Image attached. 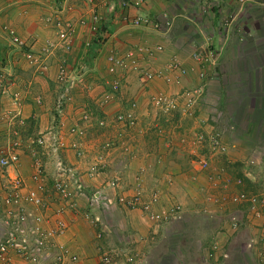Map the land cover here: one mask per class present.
Returning a JSON list of instances; mask_svg holds the SVG:
<instances>
[{
  "label": "crops",
  "instance_id": "crops-1",
  "mask_svg": "<svg viewBox=\"0 0 264 264\" xmlns=\"http://www.w3.org/2000/svg\"><path fill=\"white\" fill-rule=\"evenodd\" d=\"M161 15L172 20L169 29L132 24L135 18ZM57 23L73 26L68 43L59 38ZM10 31L23 46L11 43ZM158 45L162 51L150 57L142 50ZM195 49L214 51L213 63H195L190 57ZM26 51L36 55L35 63L24 57ZM129 51L152 70H163L175 59L184 73H170L179 83L167 84L160 77L143 83L128 68L110 72L108 56ZM60 66H65L66 84L58 80ZM200 71L206 83L192 116L181 108L165 114L154 106L157 95L179 97L200 84ZM0 83L6 89L0 92V110L19 108V125L12 128L36 134L59 121L58 131L75 129L65 137L66 144L84 147L81 159L73 149L63 155L82 181L81 193L72 197L75 207L49 191L40 193L48 205L44 214L59 211L55 216L64 223L54 244L76 254V264L96 263L97 230L105 231L106 246L128 248L145 263L264 264V0H0ZM60 84L67 87L68 103L57 112ZM37 97L41 105L35 103ZM55 111L58 119L51 117ZM129 113L136 117L131 126L125 121ZM197 132H218L227 146L202 171L196 164L203 152L194 142ZM97 157L102 169L93 174L84 159ZM46 169L47 186L56 171ZM7 170L24 178L28 188L35 187L23 153L19 164ZM115 178L119 185L112 189L109 182ZM136 179L145 193L157 192L153 210L180 204L174 220L155 223L140 209L114 201L120 194L133 195ZM209 189L215 193L205 196ZM238 192L256 198L258 214L248 201L233 200ZM107 197L113 199L108 210L103 207ZM196 212L202 213L204 225ZM93 218L101 223L94 226ZM10 264L28 263L11 253Z\"/></svg>",
  "mask_w": 264,
  "mask_h": 264
},
{
  "label": "built area",
  "instance_id": "built-area-1",
  "mask_svg": "<svg viewBox=\"0 0 264 264\" xmlns=\"http://www.w3.org/2000/svg\"><path fill=\"white\" fill-rule=\"evenodd\" d=\"M239 1L246 2L248 0ZM121 2L122 4H127L128 0H121ZM142 22L151 23L155 28L164 24L166 29H169L172 25V20L167 19L165 15H161L160 18L153 20L146 17L135 18L132 24L137 26ZM57 26L59 27V38L63 42L68 43L73 33V26L71 23H57ZM93 28H96V26L93 25ZM10 34L12 35V44L18 47L23 46L22 41L14 36L12 31H10ZM142 50L145 51L147 57H150L154 52L162 51V46H155V48H153L154 51L149 48H142ZM214 53L215 52L211 50L202 52L199 49H195L191 52L190 57L195 63L206 65L213 63ZM24 57L29 63H35L37 61L36 55L32 51H26ZM107 60L109 63L108 70L110 72L115 71V69L123 70L128 68L129 70L135 71L139 76L140 82L143 83L155 77H160L167 84H178L179 78L172 76L170 71L172 72L178 69L177 71L179 73H184V70L179 67L180 65L175 59L163 70H152L140 64L134 57L133 51H129L120 56L111 54L108 56ZM58 73V80L61 81L60 83H63L65 81L64 78H66L64 67L62 68V66H60ZM198 77L201 81L200 84L182 90L179 97L177 96L181 98V106L176 96H166L164 94L157 95L153 98L152 101L154 106L165 114L176 112L181 108L185 115L192 116L195 105L204 93L206 83L203 71L198 73ZM113 89H117V86L114 84ZM60 105L61 102H59V106ZM126 118L127 120L124 119L130 126L135 123L136 117L133 114H127ZM73 131H75V129L70 130V132ZM76 132L78 134L81 133L80 130ZM194 140L195 144L203 150L196 160L197 167L200 171L208 168L211 157L224 154L227 149V146L222 141L221 135L218 132L209 134L208 136L202 132H197L195 133ZM80 152L81 150H78V154H80ZM16 161L17 156L12 150L7 151L4 155H0V179L2 181L0 187V206H2L3 209V212L0 213V262L2 264H10V254L12 253L28 264H76L79 259L76 254L70 252L66 247L54 244V238L61 235L65 227L64 223L55 216L59 211H55L53 215L44 214L48 205L39 194V191L45 185V182H43V172L40 171L39 168L34 171L30 179L34 182L35 187L28 188L24 178H21L19 175L11 176L8 173L7 169L15 165ZM101 164L100 157H97L95 164H91V166L88 167L89 172L93 174L98 173L102 169ZM68 172L70 177L67 176V179H65ZM75 176V172L66 168L61 174L59 173L57 178L52 179V185H50L51 189L49 190L50 193L61 201H64L71 209L75 207V203L72 200L73 191L70 189L72 183H74L73 178ZM61 177L64 179H60ZM118 182L119 179L115 178L109 182V186L115 189L119 185ZM74 191L80 194L82 191L81 185H76ZM233 200L235 202L248 201L250 203V209L257 213L255 210L257 201L255 197H248L245 193L238 192L234 195ZM114 201L129 209H140L155 223L170 222L174 220L180 211V206L177 204L171 205L161 211L153 210V206L158 202L157 192L152 191L145 193L139 179H136L133 195L126 197L120 194ZM112 202L113 199L107 197L103 203V207L108 210ZM28 205L31 206V208H28ZM53 216H55V218ZM84 217L87 219L90 218L86 212L84 213ZM91 222L95 226L100 224L101 220L99 218H93ZM97 236L100 237V234L98 233ZM98 252L95 264H143L144 262V257L139 258L138 254L124 247H100Z\"/></svg>",
  "mask_w": 264,
  "mask_h": 264
},
{
  "label": "rangeland",
  "instance_id": "rangeland-1",
  "mask_svg": "<svg viewBox=\"0 0 264 264\" xmlns=\"http://www.w3.org/2000/svg\"><path fill=\"white\" fill-rule=\"evenodd\" d=\"M63 67H65V66H63ZM63 84H66V83H63ZM63 84H60V88H59L60 93L56 98L55 110L57 112H60L63 109V106H65V104L68 103V97H67V95H65L67 87L63 86ZM3 90L5 91L6 89L3 88V84L1 83L0 84V92H2ZM0 95H1V93H0ZM41 102H42V99L37 97L35 103L38 105H41ZM59 102H61L60 106H59ZM13 103L15 105L18 104L17 99H15L14 96H13ZM0 104H1V101H0ZM3 104H5V102H3ZM1 106H3V105H0V107ZM18 110H19V108L15 109L13 111L7 110V112H4L5 109L0 110L1 111L0 112V137H2V139H3V135H4L3 133H6L5 140L3 139L4 141H1V143H0V155H4L7 151H10V150L14 151L15 155L17 156L16 164L13 165L15 167L17 164H19V156L23 153L29 160V165H30L31 170H32L31 175L38 168L40 169V171L43 172L44 175H46V171H47L46 167H48V166L54 168V170L56 171L54 173V174H56L54 178H57L59 173L61 174L63 171H65L66 168H69L70 171L74 172V170H72V167L71 168L68 167L66 162L63 161V155H64L66 150L73 149L75 156L78 159H81L84 157L85 150H84L83 146H81V145L79 146V142H76L77 145H75V146L70 145L71 144L70 141L68 144H66L65 137L68 135V133H71L70 129L68 131H64L62 129V131L60 132V131H58V129H61V123L59 121L58 122L54 121L53 124L49 125L50 126L49 128H45L41 133L34 134L31 131L32 134H30V132L28 133L25 130L18 131L17 129L12 128L13 125L14 126L19 125L18 122H20L19 121L20 119L18 120V122H15V120L18 119L17 117L20 116ZM57 112L52 113L53 115L51 114L52 115L51 117L53 119H54V117H56L58 119L57 115L58 114L60 115V113H57ZM90 119H91V114H90ZM82 133H80V134H82ZM77 147H79V148H77ZM78 150H81L80 154H78ZM84 160L87 161L88 167L91 166V164H95V162H96V158H94L93 160H86V159H84ZM10 167H12V166H10ZM67 176L70 177L69 172L66 174L65 179H67L66 178ZM60 179H64V178L61 177ZM1 182L2 181L0 179V187H1ZM31 182H33V181L31 180ZM73 182L74 183H72V186L74 189H75L76 185H81V187H82V181L80 179L77 180L76 176L73 178ZM50 185H52V181L47 186L44 185L42 187V189L39 191V194L43 193V192H48L51 189ZM216 185H217L216 182L212 184L214 189L218 188V186H216ZM244 185L246 188L249 186V184H247V183H244ZM71 187H70V189L72 190ZM74 189H73V194L75 193ZM213 193H215V191L213 189H209L208 191H205L204 195L205 196L206 195H213ZM89 196H91V198H93L92 195H89ZM179 206H180V204H179ZM210 206L213 207V205H210ZM90 210H91V208L89 207L87 211H90ZM83 212H85V211L83 210ZM193 214H195V213H193ZM196 214H197V215H195V216H197L196 220L199 222V224L201 223L202 225H204L205 224V222H204L205 218L202 215H200L202 213L196 212ZM98 233L100 234V237L97 236ZM192 233H195V231H193ZM105 238L106 237H105V231L104 230H101V231L97 230L95 232V234L93 236V240L96 243L95 258L98 257V253H99L98 249L100 247H102V248L108 247L109 248V246H106V243H105L107 241V239L105 240L104 243H102L103 239H105ZM100 244H102V245H100ZM187 247H188V245H187ZM189 248H190V250H194L193 245L189 246ZM176 257H177V255H176ZM167 260H169V259H167ZM95 261H96V259H95ZM151 261H153V260H151ZM151 261L150 260L147 261L146 264H151ZM167 262H168V264H181L182 261H181V259H178L176 261L174 259H171V261L169 260Z\"/></svg>",
  "mask_w": 264,
  "mask_h": 264
}]
</instances>
